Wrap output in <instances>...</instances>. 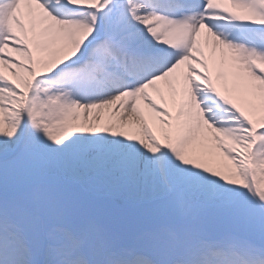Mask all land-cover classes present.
Listing matches in <instances>:
<instances>
[{"label": "snow or ice", "instance_id": "obj_1", "mask_svg": "<svg viewBox=\"0 0 264 264\" xmlns=\"http://www.w3.org/2000/svg\"><path fill=\"white\" fill-rule=\"evenodd\" d=\"M0 264H264V0H0Z\"/></svg>", "mask_w": 264, "mask_h": 264}]
</instances>
